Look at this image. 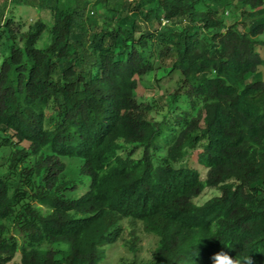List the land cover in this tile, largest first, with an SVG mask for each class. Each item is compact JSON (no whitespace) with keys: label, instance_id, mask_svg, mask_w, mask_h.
<instances>
[{"label":"trees","instance_id":"obj_1","mask_svg":"<svg viewBox=\"0 0 264 264\" xmlns=\"http://www.w3.org/2000/svg\"><path fill=\"white\" fill-rule=\"evenodd\" d=\"M8 2L51 12L49 44L45 20L17 44ZM263 34L264 0H3L0 264H99L123 222L157 238L153 264H264ZM158 69L179 76L172 124L137 99ZM62 158L84 162L77 199Z\"/></svg>","mask_w":264,"mask_h":264},{"label":"rangeland","instance_id":"obj_2","mask_svg":"<svg viewBox=\"0 0 264 264\" xmlns=\"http://www.w3.org/2000/svg\"><path fill=\"white\" fill-rule=\"evenodd\" d=\"M2 2L3 0H0V3ZM6 6L5 15L7 19H13L15 22L12 28L17 38V44H20L21 35L28 32L29 28L38 20H45L49 27L38 47L43 48L49 44V30L53 25L50 11L40 12L37 9L29 7L13 6L9 2ZM100 13H103V11ZM238 20H240L239 16L226 15L228 25ZM259 39L264 42V34ZM261 52L264 55V48L261 49ZM166 66V64L161 65V67ZM262 70L264 73V68ZM163 75V71L158 69L155 73L145 76L137 91V99L140 103L153 108V112L150 114L153 120L156 122L167 120L172 124L175 116L183 113L171 110L169 103L171 95L177 88L179 76L176 74L170 77H163ZM179 106L183 111L185 110L183 99ZM197 153L198 151H190L188 157L183 160L180 166L189 165L199 170L202 178L205 179L207 170L198 163ZM62 161L66 164V171L61 176L60 182L68 184L64 195L67 198L77 199L88 191L90 185V179L80 174V169L84 162L81 159L70 158H62ZM217 195H219L218 191L208 189L199 198L195 199V203L202 205ZM122 228L123 234L121 240L115 245L105 247L107 258L99 264H153L156 256L157 238L146 234L140 224L132 225L130 222H123ZM132 231L135 232V241L131 235ZM133 245L134 248L131 250L130 248ZM10 264H21L20 255H17Z\"/></svg>","mask_w":264,"mask_h":264},{"label":"clouds","instance_id":"obj_3","mask_svg":"<svg viewBox=\"0 0 264 264\" xmlns=\"http://www.w3.org/2000/svg\"><path fill=\"white\" fill-rule=\"evenodd\" d=\"M213 264H234V261L228 254L221 252L213 257ZM247 264H253L251 258L248 259Z\"/></svg>","mask_w":264,"mask_h":264},{"label":"built area","instance_id":"obj_4","mask_svg":"<svg viewBox=\"0 0 264 264\" xmlns=\"http://www.w3.org/2000/svg\"><path fill=\"white\" fill-rule=\"evenodd\" d=\"M130 2H133L134 0H129Z\"/></svg>","mask_w":264,"mask_h":264}]
</instances>
